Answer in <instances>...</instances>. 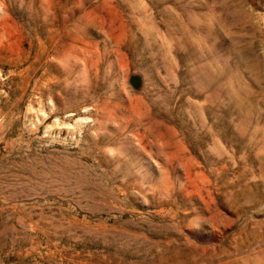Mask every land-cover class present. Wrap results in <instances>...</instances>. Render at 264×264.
Segmentation results:
<instances>
[{"label": "rangeland", "instance_id": "1", "mask_svg": "<svg viewBox=\"0 0 264 264\" xmlns=\"http://www.w3.org/2000/svg\"><path fill=\"white\" fill-rule=\"evenodd\" d=\"M0 264H264V0H0Z\"/></svg>", "mask_w": 264, "mask_h": 264}]
</instances>
